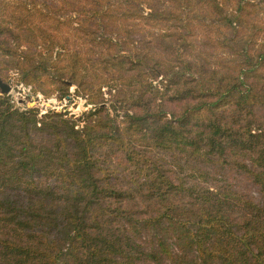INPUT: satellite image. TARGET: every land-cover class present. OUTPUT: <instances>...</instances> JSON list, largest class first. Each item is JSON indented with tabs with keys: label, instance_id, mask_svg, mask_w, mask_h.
I'll use <instances>...</instances> for the list:
<instances>
[{
	"label": "trees",
	"instance_id": "16d2710c",
	"mask_svg": "<svg viewBox=\"0 0 264 264\" xmlns=\"http://www.w3.org/2000/svg\"><path fill=\"white\" fill-rule=\"evenodd\" d=\"M257 13L253 0H0V77L46 97L75 85L94 106L83 120L39 117L0 95V264H264V29L241 35ZM138 145L229 165L260 199L159 164L146 199L102 184L98 147L138 167ZM138 197L159 216L125 210ZM166 218L178 243L143 245L141 229Z\"/></svg>",
	"mask_w": 264,
	"mask_h": 264
},
{
	"label": "rangeland",
	"instance_id": "374dc122",
	"mask_svg": "<svg viewBox=\"0 0 264 264\" xmlns=\"http://www.w3.org/2000/svg\"><path fill=\"white\" fill-rule=\"evenodd\" d=\"M256 8L258 10L257 16L255 20L250 24L248 28L244 32L241 33L243 36L250 35V31L253 25L258 24L262 26L264 29V0H253ZM226 30V27H224ZM197 33L199 29L197 28ZM246 39V38H245ZM250 38L246 39L247 41ZM260 42V40L258 41ZM204 44V42H202ZM246 44V42L242 43ZM202 49L208 50L207 46L202 45ZM233 51V49L228 50ZM216 56L223 55L222 49L211 50ZM215 63V62H212ZM220 62H218L219 64ZM234 62L230 65L232 66ZM11 75V73H10ZM4 82L11 84V91L7 94L10 101L13 103L15 107H19L20 109L28 108H37L39 111V117L42 114L47 112H59L63 113L66 117L75 119L83 120L85 118V114L89 112L94 106L87 101L85 96L79 95L75 92L76 86L72 85L70 88V95L64 96L62 98L58 97L57 95H53L50 97H46L40 92H34L31 87L25 86L23 83H18L14 76L10 77H0ZM0 95H2V91L0 88ZM108 97V96H107ZM178 104V105H177ZM167 108L169 110L180 109V102H170L167 103ZM257 120L262 121L264 124V110L260 109L257 111ZM251 122L258 124L256 119L251 120ZM46 136V134L38 133V138L42 139ZM148 146V145H146ZM138 150L143 154V158L139 162V166H135L133 163L125 162L121 155L117 153L115 149L111 151H106L105 148L98 147V151L100 153V164L103 168L108 167L110 168L109 173L103 179L102 184L106 182L113 184L114 186H119L122 189H130L135 194L142 192V195H148L147 191L149 187L153 186L155 179L157 178L156 173V165H160L163 171H166V175L170 178L179 182L182 178L185 179L184 183H198L200 187H206L209 185H223V186H230L237 192L244 194L245 196L249 197L250 199L259 200L260 199V188L256 185L251 179H249L246 175L240 173V171H233L229 169V165H224L223 168L219 169H210L208 165H204L201 162H196L194 159H190L184 156H172L169 152H159L155 151L152 148L145 147L138 145ZM101 148V149H99ZM159 152V153H158ZM107 153L106 159L107 163H105V154ZM104 154V157H103ZM149 158L151 161H149ZM158 165V166H159ZM199 167L200 171L203 173L204 176H201L199 171H197L196 176L195 171ZM194 172V173H193ZM102 174V173H101ZM214 176L218 177L219 180L222 181H214L212 178ZM196 177V178H195ZM205 181H210L211 183L208 184ZM118 187V188H119ZM187 189V186L184 187ZM137 196V195H136ZM138 203V207L135 208L133 201L130 199H126L125 203L123 204L125 210L128 212H135L137 215L140 214L141 217L146 219L145 222H149L150 216H159L158 215V208L159 203L154 201L152 202H145L143 198L138 197L136 199ZM178 207L180 209H184L183 214L185 213V208L190 204V199L186 193L180 195L177 199ZM117 202L115 203V207H117ZM162 212L164 210L162 209ZM151 225V224H150ZM143 233L140 236V242L145 246H151L153 243L156 244L158 238H162L161 235H164V239L170 241L171 243L176 242L178 243V238L176 231L174 230L173 224L169 221V218H166L165 222L163 221L162 224L152 225V227H145L141 229ZM187 248V247H186ZM188 253L192 254L193 251L190 248H187ZM162 264H169L168 260H163Z\"/></svg>",
	"mask_w": 264,
	"mask_h": 264
},
{
	"label": "water",
	"instance_id": "95a60500",
	"mask_svg": "<svg viewBox=\"0 0 264 264\" xmlns=\"http://www.w3.org/2000/svg\"><path fill=\"white\" fill-rule=\"evenodd\" d=\"M0 88H1L2 94H7L11 91V84L6 83L2 79H0Z\"/></svg>",
	"mask_w": 264,
	"mask_h": 264
}]
</instances>
